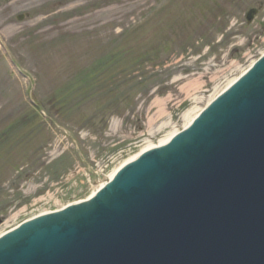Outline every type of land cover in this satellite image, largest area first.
<instances>
[{
  "label": "rangeland",
  "instance_id": "1",
  "mask_svg": "<svg viewBox=\"0 0 264 264\" xmlns=\"http://www.w3.org/2000/svg\"><path fill=\"white\" fill-rule=\"evenodd\" d=\"M168 1L158 10L159 0H65L42 23L1 31L0 233L87 198L100 175L147 140L183 128L187 110L204 106L264 51V0ZM251 7L260 10L248 23ZM98 68L126 71L111 81ZM152 91L181 102L153 122H169L153 137L146 122L160 115L148 112ZM158 99L164 108L167 99Z\"/></svg>",
  "mask_w": 264,
  "mask_h": 264
},
{
  "label": "water",
  "instance_id": "2",
  "mask_svg": "<svg viewBox=\"0 0 264 264\" xmlns=\"http://www.w3.org/2000/svg\"><path fill=\"white\" fill-rule=\"evenodd\" d=\"M0 264H264V60L92 202L1 239Z\"/></svg>",
  "mask_w": 264,
  "mask_h": 264
},
{
  "label": "flooded vegetation",
  "instance_id": "3",
  "mask_svg": "<svg viewBox=\"0 0 264 264\" xmlns=\"http://www.w3.org/2000/svg\"><path fill=\"white\" fill-rule=\"evenodd\" d=\"M49 5L50 0H0V30L17 24L14 17L22 24L36 18L42 20V14L47 12ZM15 10H19V12H15ZM17 14L22 15L19 17ZM34 28H38V26Z\"/></svg>",
  "mask_w": 264,
  "mask_h": 264
},
{
  "label": "bare ground",
  "instance_id": "4",
  "mask_svg": "<svg viewBox=\"0 0 264 264\" xmlns=\"http://www.w3.org/2000/svg\"><path fill=\"white\" fill-rule=\"evenodd\" d=\"M243 70H241L240 72H242ZM238 76V75H237ZM237 76L229 79L227 81V83L225 84V87L226 86H229L231 85L237 78ZM191 85H193L192 83H190ZM203 87V84L199 83L198 85L195 86V88H200V87ZM224 87H220L212 96L209 97V99L207 100L206 104L204 106H196V107H193L192 109L190 110H187L184 115H183V118L185 120V127H187L199 114L200 112L205 108V106L207 104H209L217 95L218 93H220V91L223 89ZM190 90V89H189ZM187 93V92H186ZM203 100L199 101V103H202ZM178 132V129H174L172 131H170L167 135H165L162 139H160V141L158 143H149L148 145L144 146L142 148L141 151H139L137 154L129 157L128 159H126L123 163H121V166H123L124 164H126L128 161L134 159V158H137L141 153L143 152H146L148 151L149 149H152V148H155V147H158V146H162L164 144H166L176 133ZM119 166L118 168L116 167L108 176H102L99 180V183L94 185L93 187V191H92V194H94L96 191H98L100 188H102L104 185H106L108 182H110V180L114 177V175L116 174V172L118 171V169L121 167ZM91 194V195H92ZM90 195V196H91ZM89 196V197H90ZM9 228V227H8ZM7 230V229H5ZM4 230V231H5Z\"/></svg>",
  "mask_w": 264,
  "mask_h": 264
}]
</instances>
